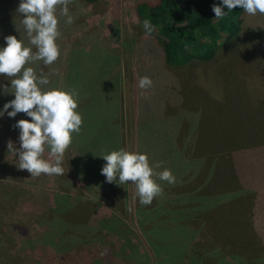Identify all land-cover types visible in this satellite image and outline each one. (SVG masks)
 I'll return each instance as SVG.
<instances>
[{
	"label": "rangeland",
	"instance_id": "obj_1",
	"mask_svg": "<svg viewBox=\"0 0 264 264\" xmlns=\"http://www.w3.org/2000/svg\"><path fill=\"white\" fill-rule=\"evenodd\" d=\"M138 1L100 0L96 4H86L81 0H72L68 7L74 22L69 25L65 22L66 17L61 16L64 21L57 40L61 53L58 71L63 73L62 63L67 53L74 49L84 55H94L100 64L106 61L111 71L120 74L119 100L126 150L136 151L137 120L138 131L147 122L148 125L144 127L154 135L159 134V130L170 129L167 120L173 116L178 122V142L184 149L192 151L197 143H202L212 149L229 151L221 160L218 158L213 162V193H221L218 196L222 198V203L241 193L247 194L240 188L241 182L237 181L239 176L246 179L244 187L250 183L262 193L264 15L245 14L237 35L225 41L213 60L205 66L189 63L168 68L158 66L162 64L160 46L138 24ZM20 19L19 14L14 16L8 26L13 36L15 32H24ZM106 55L115 56L117 62L112 64L110 59H103ZM72 63L75 68L77 63ZM159 67L164 69L157 70ZM157 72L165 73V79L167 75L169 77L165 80L158 75L155 80ZM142 76L149 77L152 86L157 83L160 94L153 90L151 96L139 102L142 90L138 87V78ZM2 79L5 81V78ZM151 108L157 109L155 113ZM18 136V129L7 131L0 125V264H96L97 261L99 264H135L134 260H125L121 254L120 260H115L113 255H104L95 245L89 252H84L78 245L71 246L66 252L41 238L43 222L53 214L60 197H76L79 194L82 202L97 201L91 194L86 195L84 189L77 193L75 179L66 184L57 176L42 174L32 177L26 170H19L18 157L7 150L9 140L19 148ZM81 151V145H70L65 153L63 167L65 174L71 178L75 175L74 168L85 165L84 161L75 163ZM44 158L48 159L47 150ZM199 166L200 161L196 157L191 156L184 161L183 167L186 168L182 172L192 183L190 186L186 184L185 189H190L200 179ZM203 167L207 169V165ZM218 175L225 177L223 181L217 179ZM126 184L124 207H115L108 201L99 206L98 203L94 204L92 208L95 217L116 213L136 235L135 187L131 183ZM239 199L241 196L237 197ZM245 201L251 202L252 198ZM199 225L203 226L204 223L200 221ZM107 239L112 247L111 252L121 248V237L117 232H111ZM55 240L60 243L61 237L57 235ZM129 240L138 244L137 248L142 252L145 244L141 238L129 234Z\"/></svg>",
	"mask_w": 264,
	"mask_h": 264
},
{
	"label": "trees",
	"instance_id": "obj_2",
	"mask_svg": "<svg viewBox=\"0 0 264 264\" xmlns=\"http://www.w3.org/2000/svg\"><path fill=\"white\" fill-rule=\"evenodd\" d=\"M81 1L96 4L100 0ZM19 2L20 0H0V47L6 46L4 37L12 35L8 26L13 22L11 19L18 15L16 8ZM213 4L220 6V0L138 1L136 17L142 31L145 33V19L150 20L155 28L152 34L147 35L160 46L162 64L159 63L158 66L178 68L189 63L205 66L213 60L225 41L237 35L246 13L235 8L223 19L214 20L211 10ZM224 11L227 12V9ZM63 21L59 16V28H62ZM15 37L30 46L25 32H15ZM107 58L112 64L117 62L115 56L103 57ZM59 60L60 57L50 66H45L42 62L28 65L37 73L43 71L46 75L51 74L49 86L75 89L78 92V111L82 115L83 126L80 133L73 136L71 145L82 146L75 163L84 161L85 165L74 168L75 175L72 178L67 174L57 177L66 184L75 179L77 193L84 189L86 195L91 194L97 202H82L79 194L76 197H60L53 214L43 222L41 238L66 252L71 246L77 245L84 252H89L95 245L104 255H113L115 260H120L121 254L125 260H134L135 264H264V190L259 193L250 183H246L244 187L246 179L239 176L237 181L241 182L240 188L247 194L241 193L238 195L241 199L237 200L238 196H235L222 203V198L218 196L221 193H213V162L218 158L221 160L229 151L212 149L208 144L202 143H197L192 151L184 149L178 142V122L173 116L167 120L170 129L159 130L160 133L156 132L154 135L144 127L148 125L147 122L138 131L137 120L136 151L146 153L153 166L163 162L162 167L154 168V171L160 172L167 168L176 177L174 184L155 178L163 188V194L154 198L148 206L139 203L135 189L137 234L115 212L106 217H95L92 208L94 204L98 203L99 206L109 201L115 207L125 205L127 184H109L100 174L105 163L101 158L102 153L124 148L119 100L120 74L111 71L106 61L100 64L94 55H84L75 49L67 53L62 63V74L58 71ZM72 62L77 63L75 68ZM159 69L164 67L157 68ZM158 75L163 79L166 77L165 73L157 72L155 80ZM2 77L0 76V84L10 87L7 78L3 77L4 81ZM158 87L160 86L156 83L148 89L149 93L140 95L139 102L146 96H151L153 90L160 94ZM12 99L14 96L6 95L0 90V110ZM138 110L139 107L136 118ZM150 110L155 113L157 109ZM24 117L27 116L20 113L15 118H9L5 113L0 117V125L7 131L15 129L13 125ZM191 156L200 161L198 174L201 172V175L193 183L194 186L185 189L186 184L190 186L192 183L182 172L186 168L183 163ZM205 165L207 169H204ZM220 175L217 179L223 181L225 177ZM248 198H252V201L246 202ZM200 221L204 223L203 226L199 225ZM114 231L121 237V248L117 252H111L112 247L107 239ZM129 234L143 240L145 245L142 252L137 248L138 244L130 243ZM57 235L61 237L60 243L55 240Z\"/></svg>",
	"mask_w": 264,
	"mask_h": 264
},
{
	"label": "clouds",
	"instance_id": "obj_3",
	"mask_svg": "<svg viewBox=\"0 0 264 264\" xmlns=\"http://www.w3.org/2000/svg\"><path fill=\"white\" fill-rule=\"evenodd\" d=\"M71 2L20 0L16 13L22 17L20 23L30 46L9 35L4 37L6 46L0 47V76L6 77L10 85L0 84V90L14 96L3 105L0 117L6 113L9 118H15L23 113L30 118L20 119L13 125L19 130V148L9 140L7 150L18 157V169L26 170L32 177L42 174L63 176L65 153L72 144L73 136L78 135L83 126V118L78 111V92L49 86L51 74L37 73L28 66L36 62L50 66L59 59V16L66 17L65 22L69 25L74 22L68 7ZM235 8L242 9L249 16L264 15V0H220V6L213 4L211 7L214 20L223 19ZM143 28L148 35L155 31L148 19L143 21ZM138 87L143 96L152 87V80L147 76L139 77ZM46 150L48 159L44 158ZM101 158L105 163L100 174L105 181L117 185L131 183L139 203L144 206L151 205L154 198L163 194L156 177L168 184L176 182L170 169L154 171V168H161L163 162L153 166L146 153L120 148L102 153Z\"/></svg>",
	"mask_w": 264,
	"mask_h": 264
}]
</instances>
